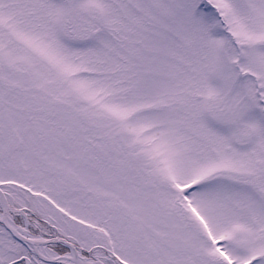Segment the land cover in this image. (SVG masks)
<instances>
[{"label":"snow or ice","instance_id":"obj_1","mask_svg":"<svg viewBox=\"0 0 264 264\" xmlns=\"http://www.w3.org/2000/svg\"><path fill=\"white\" fill-rule=\"evenodd\" d=\"M0 264H264V0H0Z\"/></svg>","mask_w":264,"mask_h":264}]
</instances>
